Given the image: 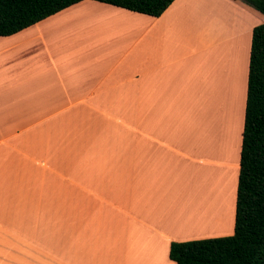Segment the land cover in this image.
<instances>
[{
	"label": "crops",
	"instance_id": "crops-1",
	"mask_svg": "<svg viewBox=\"0 0 264 264\" xmlns=\"http://www.w3.org/2000/svg\"><path fill=\"white\" fill-rule=\"evenodd\" d=\"M187 1L151 16L81 0L0 35V264H176L171 241L210 236L186 217L201 162L209 176L196 209L205 228L223 226L231 193L233 233L244 112L231 184L218 165L233 151L203 155L178 114L188 91L201 96L210 63L203 41L192 47ZM76 11L96 19L67 20ZM252 28L238 73L218 60L207 76L208 113L215 83L224 104L237 74L246 99ZM214 121L207 128L226 142V124Z\"/></svg>",
	"mask_w": 264,
	"mask_h": 264
},
{
	"label": "trees",
	"instance_id": "trees-1",
	"mask_svg": "<svg viewBox=\"0 0 264 264\" xmlns=\"http://www.w3.org/2000/svg\"><path fill=\"white\" fill-rule=\"evenodd\" d=\"M81 0H0V35H10ZM159 16L173 0H97ZM264 14V0H243ZM176 264H264V22L252 28L234 231L171 241Z\"/></svg>",
	"mask_w": 264,
	"mask_h": 264
},
{
	"label": "rangeland",
	"instance_id": "rangeland-1",
	"mask_svg": "<svg viewBox=\"0 0 264 264\" xmlns=\"http://www.w3.org/2000/svg\"><path fill=\"white\" fill-rule=\"evenodd\" d=\"M186 3L189 5L186 17L193 26V31L191 33V38H193V46H191L195 49H200L202 48L200 46L202 45L203 41L204 47L207 50H202L201 53L209 58L210 63H206V66L204 67L205 70L203 69L204 83L199 89L201 90V96H199L198 90L188 91L189 104H187V106L185 107L180 106L178 114L179 116H184L187 118V120L185 121L187 131L188 133H193L195 147H198V145H203L204 149H202L203 152H201L203 155L205 154V150L211 148L212 145L218 146L222 151L225 152L233 151V155L231 158L225 159L224 162L218 165L219 170L224 169L227 171L226 176L227 174L229 176V172L231 173L232 178L228 182H231L232 184L234 180V169L237 164V151L239 147V134L241 128L240 126L242 124L244 115L243 105L245 101V93L243 92L244 84H241L243 83L241 82L242 78L237 74L235 83L232 85H228L227 88H225L223 95H225V99L227 97V99L229 98L230 101L228 100L224 104L220 103L223 90L221 84L217 80L218 83H215V87L217 89L216 99L219 102H216V104L213 106V113H211V111H209L208 113L207 107L203 105L204 101L202 99V95L203 91L206 94H209V91H207L209 85L207 84L208 80L206 78L207 76L210 77L211 72L215 68H217L218 60H224L225 62H227V67H230L228 68V71L232 70L238 73V70L242 68L245 54H247L248 52V41L251 26L253 27L259 23L264 22V14L259 12L243 0H231L230 2L228 0H188ZM66 18L69 21H73V23H75V21H83L84 19H96L90 14V12L86 13L84 11H76L74 13H70ZM63 20H65V16L63 17ZM200 37L203 39L200 40ZM195 57H197L196 54ZM201 70V68L198 69L199 72ZM241 74L243 76V72H241ZM234 86L237 87V90L239 92V95L237 96H235L233 92ZM133 98L136 102V95ZM236 111L237 124L235 125V129H233ZM201 114H203L204 116L202 120ZM214 119L216 120L217 129H220L221 125L223 126V122L226 124L228 137V140H226V142H218L221 139H218L216 134L213 133V127H215ZM208 124H212L213 127H210L211 130L207 128ZM232 130H235L234 138L232 137ZM197 149H195L194 152L195 157L198 156ZM201 163L203 165L201 169L196 168L193 174L192 184L195 183V186L198 185V187L202 186V182H204L203 180L206 178V176H209V169L208 167H206V165L209 164L204 162ZM228 163L231 165V167H229ZM216 182L217 188L219 189L220 187L217 179ZM202 190L203 189L199 187L198 195H196V197H192V209L196 210L198 204L197 198L198 196L202 195ZM226 203L227 208H225ZM188 204L191 203H186V206ZM232 210V195L231 193H229V197L224 202L223 221L221 219L223 226L220 224L217 225L216 228H214L216 225L205 228V220L203 216L202 220L200 218H196V221L194 222H192L188 218L187 214L186 217L189 224L199 228L201 232L207 231V233L210 234L209 237L220 236L216 235L219 232L224 235H230L227 234V232L230 229L229 225L232 224ZM216 215V217H219V214ZM221 227L224 230H222Z\"/></svg>",
	"mask_w": 264,
	"mask_h": 264
},
{
	"label": "bare ground",
	"instance_id": "bare-ground-1",
	"mask_svg": "<svg viewBox=\"0 0 264 264\" xmlns=\"http://www.w3.org/2000/svg\"><path fill=\"white\" fill-rule=\"evenodd\" d=\"M234 20V19H233ZM233 92H234V94H235V96H237V95H239V92H238V90H237V87H234L233 88ZM235 122H234V124H233V126H234V128L233 129H235V125L237 124V119L235 118V120H234ZM220 127H222V125L220 126ZM222 129V128H221ZM235 130H232V137H235ZM220 174H222V172H220L219 173V175ZM192 188H191V195H192V197L194 196V197H196V195H198V191H199V187H198V185L197 186H195V183L193 184V186H191ZM192 197H191V204H190V207H188V209H187V216H188V218L192 221V222H194V221H196L195 219L196 218H200L201 220L203 219L202 218V215L198 212V210L196 209H192ZM188 206V205H187ZM225 208H227V203L225 204Z\"/></svg>",
	"mask_w": 264,
	"mask_h": 264
}]
</instances>
